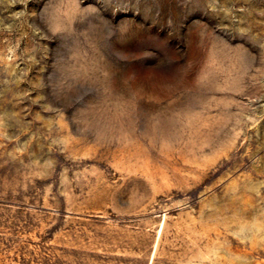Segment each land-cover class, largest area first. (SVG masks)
I'll list each match as a JSON object with an SVG mask.
<instances>
[{
	"label": "rangeland",
	"instance_id": "obj_1",
	"mask_svg": "<svg viewBox=\"0 0 264 264\" xmlns=\"http://www.w3.org/2000/svg\"><path fill=\"white\" fill-rule=\"evenodd\" d=\"M0 264H264V0H0Z\"/></svg>",
	"mask_w": 264,
	"mask_h": 264
}]
</instances>
